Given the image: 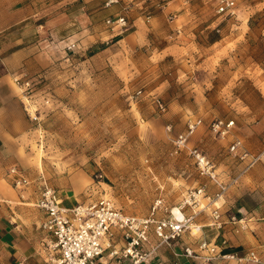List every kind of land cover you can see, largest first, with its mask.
I'll return each mask as SVG.
<instances>
[{
  "label": "rangeland",
  "instance_id": "rangeland-1",
  "mask_svg": "<svg viewBox=\"0 0 264 264\" xmlns=\"http://www.w3.org/2000/svg\"><path fill=\"white\" fill-rule=\"evenodd\" d=\"M107 1L0 0V84L15 122L12 154L1 161L0 215L36 217L31 196L41 179L66 204L105 195L138 215L159 198L176 207L190 187L212 198L218 185L201 174L195 151L226 189L215 203L222 228L206 224L212 202L194 222L204 235L219 232L218 243L221 233L224 244L256 235L264 229V157L246 169L229 145L239 138L249 152L264 148V0H237L232 16L212 0ZM121 15L125 28L106 22ZM220 119L233 120L224 136L211 130ZM13 165L27 187L15 186ZM232 215L246 226L236 231ZM14 262L0 237V264Z\"/></svg>",
  "mask_w": 264,
  "mask_h": 264
},
{
  "label": "built area",
  "instance_id": "built-area-1",
  "mask_svg": "<svg viewBox=\"0 0 264 264\" xmlns=\"http://www.w3.org/2000/svg\"><path fill=\"white\" fill-rule=\"evenodd\" d=\"M112 1L108 0L106 4ZM212 4L217 13L225 16L236 14L237 0H212ZM106 22L119 28H125L127 24L123 15L114 19L107 18ZM157 106L160 110H165V105L159 100ZM199 122L200 120L188 123L190 132ZM232 124L233 120H216L211 124V130L224 136ZM184 141L185 136L180 134L176 144L181 146ZM229 150L245 162L246 169L264 157V148L256 153L249 152L239 138L231 141ZM194 155L201 174L208 175L217 183L218 190L211 198L206 196L204 186L187 188L177 205L180 216L173 212V207L164 205L160 198L154 201L150 212L144 215L125 212L113 198L105 195L66 204L52 185L45 179L39 180L34 185L33 203L44 214L40 224L45 231L44 264H139L154 259L165 246L173 249L175 255L200 257L205 260L233 257L235 253L223 251L224 239L221 240V246L217 243L219 232L211 238L206 237L202 230L204 224L194 222L198 213L210 202L215 204L226 189V185L218 179L211 161L199 152L194 151ZM8 174L15 186L21 189L31 183L14 165L8 169ZM102 176V172L95 175L97 183L101 182ZM204 196L209 198L206 203L201 201ZM219 207L220 205H214L206 223L216 231L224 223ZM160 209H163L162 214H158ZM231 221L240 222L235 227L236 231L246 226L234 215L231 216ZM192 227L200 231L199 235H196ZM179 244L182 245L181 250H174ZM246 256L253 261L260 260L254 250H249ZM7 264L27 263L17 260Z\"/></svg>",
  "mask_w": 264,
  "mask_h": 264
},
{
  "label": "crops",
  "instance_id": "crops-1",
  "mask_svg": "<svg viewBox=\"0 0 264 264\" xmlns=\"http://www.w3.org/2000/svg\"><path fill=\"white\" fill-rule=\"evenodd\" d=\"M163 12H166L165 9H163ZM174 19L171 20L172 26L177 24ZM10 97L12 96L9 89L0 84V171H4L6 168V165H3L1 161L4 162L13 150L10 137L14 136L15 122L9 114V104L12 100ZM20 196L25 198L23 194ZM31 198L34 199V196H31ZM35 211L36 214L34 212V215L36 217L25 213H21V215H0V237L7 247L10 259L13 261L24 260L27 264H44L46 256L44 251L45 231L39 229L44 214L39 208ZM259 231L256 235L254 233L251 235L246 233L231 235L229 242L222 245V247L224 252L235 253L233 257L224 256L205 260L200 257L175 255L173 249L165 246L159 250L154 259L139 264H264V229ZM204 236H207V234ZM212 236L207 237L211 238ZM223 236L226 238L224 239ZM189 238L191 239V237ZM219 239H224L226 242L228 237L226 233H221ZM218 244L220 245V243ZM181 246L179 244L174 250L180 251ZM249 250H254L260 260L248 259L246 255Z\"/></svg>",
  "mask_w": 264,
  "mask_h": 264
},
{
  "label": "bare ground",
  "instance_id": "bare-ground-1",
  "mask_svg": "<svg viewBox=\"0 0 264 264\" xmlns=\"http://www.w3.org/2000/svg\"><path fill=\"white\" fill-rule=\"evenodd\" d=\"M173 212L180 216V210L178 209V206L172 208Z\"/></svg>",
  "mask_w": 264,
  "mask_h": 264
}]
</instances>
